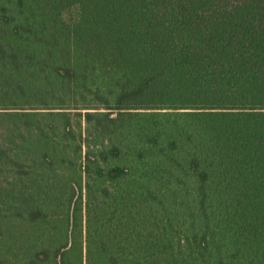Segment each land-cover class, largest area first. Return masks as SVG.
<instances>
[{
	"label": "trees",
	"instance_id": "obj_1",
	"mask_svg": "<svg viewBox=\"0 0 264 264\" xmlns=\"http://www.w3.org/2000/svg\"><path fill=\"white\" fill-rule=\"evenodd\" d=\"M0 264H264V0H0Z\"/></svg>",
	"mask_w": 264,
	"mask_h": 264
}]
</instances>
